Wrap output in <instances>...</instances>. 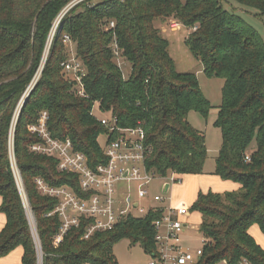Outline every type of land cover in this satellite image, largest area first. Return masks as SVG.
I'll list each match as a JSON object with an SVG mask.
<instances>
[{"label":"trees","instance_id":"obj_1","mask_svg":"<svg viewBox=\"0 0 264 264\" xmlns=\"http://www.w3.org/2000/svg\"><path fill=\"white\" fill-rule=\"evenodd\" d=\"M69 1L0 0V213L6 218L0 231V258L21 247L22 264H37L36 246L11 169V150L35 220L42 264H117L111 248L122 238L139 243L146 254L153 253L156 215L151 213L128 218L88 239H83V226L72 229L54 246L60 221L48 214L56 200L41 195L35 180L69 187L76 194L80 190L76 176L57 171L55 159L30 151L39 139L28 128L39 124L45 113L51 137L69 139L94 167L104 161L99 138L108 134L97 112L114 119L117 128L143 129L146 166L155 176L203 175L205 138L190 126L187 115L193 111L206 116L212 107L195 75L175 70L161 29L173 22L190 31L184 42L200 61L204 75L224 80L214 122L221 146L211 175L239 185L233 192L197 194L191 210L201 218L203 248L196 264H264V250L249 234L255 225L264 235L261 36L226 11L220 0H91L63 17L48 46L52 25ZM233 1L264 16V0ZM65 36L84 71L82 95L63 70L70 57ZM114 46L130 65L127 78L117 65Z\"/></svg>","mask_w":264,"mask_h":264},{"label":"built area","instance_id":"obj_2","mask_svg":"<svg viewBox=\"0 0 264 264\" xmlns=\"http://www.w3.org/2000/svg\"><path fill=\"white\" fill-rule=\"evenodd\" d=\"M88 1L91 0H70L68 2L52 25L49 44L59 30L63 17L74 7ZM177 25L173 23L171 28L175 29ZM113 27L114 23L111 22L108 28ZM64 44L70 47L71 42L68 36L64 37ZM115 47L114 55L118 57V50ZM62 66L64 73L70 75L71 79L73 78L77 83L76 88L80 90L84 71L75 55L70 53V57ZM79 95H82L81 90ZM46 120L44 113L39 124L29 126V133L39 139V142L30 146V151L55 159L57 171L76 176L80 190V193L76 194L69 187H51L41 179L35 180L37 190L41 195L56 200L54 210L48 214V216L56 215L60 221L59 232L54 238V246L61 243L63 237L72 229L83 226L85 228L83 239H88L94 233L113 230L128 218H142L151 213L156 215V219L152 222L155 249L153 253H147L149 257L147 264H191L194 262V256L180 247V235L187 226L184 219L189 215L190 210L184 204H169L165 198L168 192L163 193L165 184H168L170 188L174 184H179L181 179L176 174L159 178L147 169L146 134L141 127L122 129L116 127L115 120L112 118L97 119L102 126L107 128L108 134L104 137V148L102 149L104 161L93 167L84 154L74 150L69 139L61 141L52 138L48 132ZM246 160H248L247 157ZM10 161L22 205L28 215L27 220L32 230L37 258L38 261L41 260L39 264H42L35 220L14 163L12 150ZM155 179L163 181L162 193L155 195L144 206L141 201L148 196L145 188ZM124 182L127 183L126 191L122 189ZM130 185L135 186V190H131ZM201 254L202 250L196 252L198 258Z\"/></svg>","mask_w":264,"mask_h":264},{"label":"rangeland","instance_id":"obj_3","mask_svg":"<svg viewBox=\"0 0 264 264\" xmlns=\"http://www.w3.org/2000/svg\"><path fill=\"white\" fill-rule=\"evenodd\" d=\"M222 7L231 13L239 16L247 25L252 27L262 38L264 41V16L259 17L256 15L255 11L247 8H243L236 4L233 0H220ZM173 22L168 23L161 27L164 38L168 41V54L174 62L175 70L178 73H191L195 75L198 86L206 98V100L211 105V109L209 110L206 116H202L196 112H189L187 115V121L191 127L195 130L199 131L203 134L205 138L206 150H207V159L204 165V178H211L212 175L210 172L213 170L215 166V158L218 155L220 146H221V134L220 131L214 127V122L217 118L218 106L221 104V89L224 84V80L219 78H208L203 73V68L198 59H196L188 47L185 45V38L187 37L188 31L185 27L181 25H177L178 27L175 29L171 28ZM49 46V42H48ZM67 47V51L69 50V54L74 53V47L70 45ZM71 51V52H70ZM48 52L44 53L43 60H45ZM67 53V56H69ZM69 58V57H68ZM116 62L119 68L123 72L124 78H127L130 73V65L126 63V61L120 56L116 57ZM19 108V107H18ZM18 112V111H17ZM17 115V114H16ZM97 118L100 117V114L95 112ZM14 116V114H13ZM12 138L13 131H10V147L12 146ZM104 139L102 137L99 138V144L101 148H104ZM162 184L163 181L159 179L153 180L145 189L148 191V196L146 199L141 201L142 205H146L149 200L155 195H161L162 193ZM186 186L189 188L187 191ZM127 183L124 182L122 184L123 191H126ZM131 190H135V186L130 185ZM192 188V191H190ZM186 189V191H182ZM193 190L194 184L192 181L186 178L179 184H174L171 186L169 193L165 195L169 204L186 205L189 210L188 218L184 219V222L187 223V226L184 232L180 235V247L194 256V262L191 264H196L198 261V257L196 256V252L198 250H202L203 248V239L199 234V224L201 221L200 216L197 212L191 210L192 205L194 204L193 200ZM175 191H178L175 193ZM211 191V190H208ZM187 195H184L182 193ZM175 193V194H174ZM224 193V192H223ZM132 195L134 196V192L132 191ZM26 213V212H25ZM27 214V213H26ZM28 217V215H26ZM29 224V223H28ZM36 226V225H35ZM32 232L30 228V233ZM32 236V234H31ZM33 238V236H32ZM34 241V240H33ZM112 254L117 262V264H147L149 257L144 252L143 248L139 243H131L130 239L122 238L116 241L112 245ZM37 254V250H36ZM38 257V255H37ZM38 261V258H37ZM217 264H225L224 262H219Z\"/></svg>","mask_w":264,"mask_h":264},{"label":"crops","instance_id":"obj_4","mask_svg":"<svg viewBox=\"0 0 264 264\" xmlns=\"http://www.w3.org/2000/svg\"><path fill=\"white\" fill-rule=\"evenodd\" d=\"M213 171H214V168L210 172V174H208V175H211V173ZM203 175L180 177L181 181L183 180V178H186V179L191 180L192 184H194L193 197H192L194 201L196 200L197 194L199 192L206 193L208 190H211L212 192H215V193H223V192H233V191H237L239 189L238 184L232 183L230 181H222L220 178H218L214 175H212L211 178L209 177V178L205 179ZM170 188H169V191H170ZM186 188L188 191L189 188L187 186H186ZM169 191H168V193H169ZM182 191H186V189H183ZM190 191H192V188ZM176 192H178V191H175V193ZM182 194L187 195L184 192ZM0 203H1V199H0ZM188 216L186 218H188ZM5 221H6L5 215L3 213H0V231L4 227ZM186 225H187V223H186ZM249 234L254 239V241L260 246V248L262 250H264V235L260 232L258 227L255 225L252 226L249 229ZM22 255H23L22 248L17 247L13 251H11L8 255L0 258V264H22V262H21Z\"/></svg>","mask_w":264,"mask_h":264},{"label":"water","instance_id":"obj_5","mask_svg":"<svg viewBox=\"0 0 264 264\" xmlns=\"http://www.w3.org/2000/svg\"><path fill=\"white\" fill-rule=\"evenodd\" d=\"M46 52H48V48H47ZM44 61H45V60H43V64H44ZM41 68H42V67H41ZM40 72H41V71H40ZM40 72H39V74H40ZM37 77H39V75H38ZM34 83H35V82H34ZM34 83L31 85V88H30V89L24 94L23 99L21 100V104H20V106H19V108H18L17 115L19 114V111H20L21 108L24 106V104H25V102H26V100H27V98H28L30 92L32 91V88H33V86H34ZM17 115H16V116H17ZM168 189H169V185H168V184H165L164 187H163V193H167V192H168ZM40 258H41V257H40ZM40 261H41V260H40ZM40 261H38V264L40 263Z\"/></svg>","mask_w":264,"mask_h":264},{"label":"bare ground","instance_id":"obj_6","mask_svg":"<svg viewBox=\"0 0 264 264\" xmlns=\"http://www.w3.org/2000/svg\"><path fill=\"white\" fill-rule=\"evenodd\" d=\"M18 111V110H17Z\"/></svg>","mask_w":264,"mask_h":264}]
</instances>
